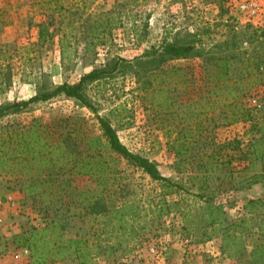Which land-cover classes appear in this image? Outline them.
<instances>
[{
	"label": "rangeland",
	"instance_id": "374dc122",
	"mask_svg": "<svg viewBox=\"0 0 264 264\" xmlns=\"http://www.w3.org/2000/svg\"><path fill=\"white\" fill-rule=\"evenodd\" d=\"M41 23L48 30L43 41ZM175 40L194 43L199 54L148 61L154 48ZM220 56L229 61L240 102L253 115L264 114V0H0V106L75 83L93 69L110 71L83 85L93 109L59 94L0 116V264H30V251L17 245V236L52 220L66 238L81 234L92 242L99 235L104 245L118 248L99 254L96 264H242L246 257L228 253L248 254L264 235V182L232 191L244 176L233 171L235 177L222 180L221 167L209 175L210 187L224 190L229 221L247 218L237 226L240 248L224 246L212 230V238L203 240L204 228H194L192 218L199 200L191 192L200 191L205 168L200 154L234 157L254 136L250 121L228 122L231 107L212 110L213 86L201 74ZM118 58L123 60L111 70ZM97 116L111 123L128 149L184 189L163 187L112 151ZM177 132L197 152L195 159L169 149L168 136ZM23 133L39 145L33 159L31 151L19 153ZM90 136L99 140L91 143ZM101 157L104 171L102 162L85 171L87 160ZM261 168L256 163L249 173ZM97 197L108 211L94 213L88 201ZM123 203L126 227L136 228L130 237L114 217ZM49 258L45 264H79Z\"/></svg>",
	"mask_w": 264,
	"mask_h": 264
},
{
	"label": "trees",
	"instance_id": "16d2710c",
	"mask_svg": "<svg viewBox=\"0 0 264 264\" xmlns=\"http://www.w3.org/2000/svg\"><path fill=\"white\" fill-rule=\"evenodd\" d=\"M39 27V39L43 41L48 35L47 26L41 23L39 24ZM152 53L156 54V56H150V60L148 61L153 62V60H155L162 63L168 59H178L193 56L196 53L199 54V50L195 47L194 43H181L175 40L172 42H165L163 46L158 49L154 48ZM147 55L150 54H145L144 56ZM144 56H141L139 59H142ZM121 60L123 59L118 58L113 64L111 70H115L119 66ZM106 72L110 71L105 69H93L82 75L75 83L62 82L49 91H38L26 100H18L1 105L0 116L7 113L9 110L27 106L31 102L44 101L59 94L75 98L82 104L93 109V106L83 93V85L87 80L98 78L101 74ZM201 79L203 82L213 86V91L211 92L212 99L210 102L211 105L215 104L216 107H213L212 110H215L217 107L221 109L231 107L230 116L227 118L228 122H237L240 120L250 121L254 136L250 139L248 144H246L245 148L240 150V152L234 157H232V155L228 158H222L223 156L218 157V152L214 150L200 154V157L202 155L205 157V161L203 162L205 168L201 172L202 180L198 186L200 187V191L195 193L191 192V195L197 197L199 200L197 205H194L195 208L193 206L194 210L192 211L194 228H204L202 232L203 240L212 238L213 235L209 231L212 230L216 235L220 236L224 246L233 247L234 245L236 248H240L243 245L244 239L242 238L241 231L237 229V226L245 222L247 218H241L239 222L236 223L234 221H229L224 209V202H222V196H220L224 190H221V187L211 188L208 183V178L214 169L218 170L217 168L221 167L226 169V173L222 176V180L235 177L236 175H230L233 171L237 172L239 176H244L242 180L230 186L232 191H235L236 189L250 188L252 184L264 182V114L253 115L251 109L240 102V97L235 94L236 87L239 86H235L237 81L231 77L229 61L226 57H218L215 61V68L201 74ZM241 80L242 79H239L240 82ZM97 117L102 130L101 134L112 151L116 152L121 157L134 162L153 179L161 181L163 187H171L172 191L184 189L177 182H172L168 177L161 175L155 163L149 158L128 149V147L121 142L111 123L101 116ZM27 130L29 129H26V131ZM24 133L18 137L19 141H24L25 146L20 149L19 153L31 151V159H33L36 156L33 151H36L39 145L35 146L33 140L31 141V138L29 139L26 137ZM89 139L91 143H93L99 140V136H90ZM35 142H37V139ZM189 143L190 142L183 137L182 132H177L176 136L173 138L168 136L167 140L169 149L172 150L176 157L187 155L188 158L195 159L197 152L193 153L190 151L191 147L189 146ZM18 144H20V142H18ZM42 145L47 147L46 152H54L52 149L53 146L47 145L46 142L42 143ZM40 148L38 152H40ZM55 148L57 147L55 146ZM102 160L103 157H101V160L99 159L94 162L87 160L84 163L85 165L88 164L85 171L91 172L93 167L101 162L103 164L101 170L104 171L107 164L105 163V160ZM232 160L236 161L235 165L231 163ZM256 163H262L261 170H259V172L249 173ZM257 199V201H260L259 198ZM254 201L256 200L249 199L247 203H252ZM88 205H91L92 209H95L94 213L108 211L105 202H101V197H97L95 200L91 198L88 201ZM125 207L126 205L123 203L120 208L113 209V212L114 217L118 219L119 228L122 233L125 237H130L133 233H136V228L133 224H130L129 228L126 227L125 219L123 218ZM119 212L121 213L118 214ZM133 213L134 211L132 210L130 215ZM63 236L59 221L52 220L46 223L42 228H36L20 233L17 236V245L29 249L30 264H45V262L50 259L49 256L52 255H56L59 258H73L79 264H96L94 263V260L99 254L110 256L116 249H118L116 246L110 244L104 245L99 239V235H97L96 240H92V242L89 238H84L81 234L67 238L65 236L64 238ZM244 251L245 250L239 251L237 254H233V252L230 251L228 255H237L240 259L246 257V260H243L242 264H264V235H259L256 242L253 244V248L248 254Z\"/></svg>",
	"mask_w": 264,
	"mask_h": 264
}]
</instances>
